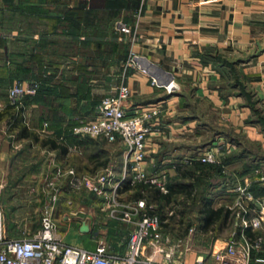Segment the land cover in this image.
<instances>
[{
    "label": "crops",
    "instance_id": "obj_1",
    "mask_svg": "<svg viewBox=\"0 0 264 264\" xmlns=\"http://www.w3.org/2000/svg\"><path fill=\"white\" fill-rule=\"evenodd\" d=\"M119 21L127 22L131 32L119 29ZM132 53L139 55L140 66L128 65ZM5 71L8 84L1 82ZM153 76L161 81L174 79L177 90L153 86ZM19 78L42 79L45 93L23 113L22 124L37 136L20 135L18 124L0 121L3 208L17 201L23 208L43 209L54 203L58 218L63 207L74 209L84 201L92 213L76 218L82 220L80 227L87 222L97 243L101 239L108 243L101 236L104 230L98 228L103 217L108 220L101 224L104 232L116 241L108 243L111 250L126 249L134 225L112 219L103 208V196L93 191L72 193L58 173L68 168L80 174L103 169H91L87 156L91 138L105 140L117 177L126 173L120 137L110 140L74 132L80 117L95 115L97 106L91 102L116 94L122 83L131 90L126 101L129 112L160 100L169 105L158 129L149 135L148 173L165 172L170 177L178 164L197 157L219 138L226 147L223 160L239 149L228 138L233 132L260 148L261 163L247 173L239 163L228 166L226 193L215 206L233 209L232 222H236L241 208L235 205L233 171L242 172L240 183L249 184L264 202V194L253 190L256 183L264 186V0H0V109L8 105V88ZM235 80L241 85L233 84ZM47 116L52 120L47 121ZM123 186L120 200L140 199L130 198ZM259 207L253 203L250 215ZM70 214L77 216L78 210ZM13 218L23 223L30 217ZM232 222L218 234L199 229L197 221L185 236L166 233L177 244V255L209 256L232 236L236 229ZM196 230L197 238L211 239L202 242L204 247L190 246Z\"/></svg>",
    "mask_w": 264,
    "mask_h": 264
},
{
    "label": "built area",
    "instance_id": "obj_2",
    "mask_svg": "<svg viewBox=\"0 0 264 264\" xmlns=\"http://www.w3.org/2000/svg\"><path fill=\"white\" fill-rule=\"evenodd\" d=\"M117 27L125 32L132 30L125 21H119ZM139 62V55L132 53L128 65L140 66ZM143 71L147 72L144 68ZM40 84L38 79H16L8 88L9 102L22 105L27 96L37 94ZM151 84L165 88L168 92H174L178 88L174 79L161 81L154 76ZM130 95V87L122 83L116 94L101 97L94 116L80 117L74 128V132L80 135L105 136L110 140L120 137L125 144L126 173L118 178L113 164L93 174H80L74 168L58 172L72 193L93 191L103 196V208L108 210L112 219L134 225L128 234L126 249L112 251L103 239L98 241L95 249L67 243L57 231L58 218L54 203L43 208L41 227L36 233L9 237L0 203V264H190L181 255L175 258L177 244L163 231L161 216L149 212L148 208H153V205H148L144 198L128 202L119 199V188L126 179L132 184L152 183L162 191H168V174L148 173L146 161L149 135L158 129L156 126L159 118L169 109V105L160 100L129 112L126 101ZM220 140L219 138L212 146L203 149L197 157L186 158L185 163H190L193 159L221 163V154L226 147ZM234 190L237 193L235 205L241 208L237 213L235 231L224 246L209 256L197 257L193 264H264V255L253 256L254 249L260 250L263 237L251 242L243 231L240 235L238 232L239 227L242 230H255L264 226V202L255 196L249 184L237 182ZM257 202L260 207L254 215H250L252 204Z\"/></svg>",
    "mask_w": 264,
    "mask_h": 264
},
{
    "label": "trees",
    "instance_id": "obj_3",
    "mask_svg": "<svg viewBox=\"0 0 264 264\" xmlns=\"http://www.w3.org/2000/svg\"><path fill=\"white\" fill-rule=\"evenodd\" d=\"M2 75V84H8L5 76L6 71ZM19 79L24 80V78ZM42 79L44 80L43 77ZM42 79H38L41 84L37 94L27 96L22 105L18 106L9 102L4 109H0V121L8 119L10 123L18 124L20 135H38L37 132L30 131L22 123H24L23 113L29 103L39 101L45 93L42 89ZM233 84L241 85V82L235 80ZM100 99L91 103L97 106ZM46 120L50 121L52 118L50 119L47 116ZM77 123H79V120ZM228 138L236 142L239 149L229 153L221 163H208L193 159L190 163L178 164L176 174L168 179L167 192H163L157 185L148 182L130 184L129 181H124L122 183L124 185L123 189L130 192V198H144L149 205H153V208H148V210L161 216L165 233L171 232L178 237L185 236L194 222L197 221L199 229L205 231L216 230L218 234L231 224L234 215L233 209L225 204L215 206V202L220 200L222 195L226 193V184L230 176L227 167L239 163L242 172L247 173L261 163L260 154H258L260 148L246 144L243 137L233 132H230ZM104 144V139L93 138L89 139L87 143L89 147L87 156L93 163L92 171L105 168L112 161L110 151L105 149ZM85 166L89 168L88 164ZM242 172H232L236 183L240 182L243 177ZM253 190L257 195L264 194V186L260 183H256ZM170 211H173V213L170 214ZM195 213H198V217H195ZM242 231L251 242H255L260 236L264 238V229L245 228L242 230L239 227V235ZM256 255H264V243L259 251L253 250V256Z\"/></svg>",
    "mask_w": 264,
    "mask_h": 264
},
{
    "label": "rangeland",
    "instance_id": "obj_4",
    "mask_svg": "<svg viewBox=\"0 0 264 264\" xmlns=\"http://www.w3.org/2000/svg\"><path fill=\"white\" fill-rule=\"evenodd\" d=\"M213 145V144H212ZM117 146L118 145H114ZM207 147H210L211 145H206ZM114 148V147H113ZM115 150V149H114ZM116 151V150H115ZM15 203V204H14ZM21 202H13V207L7 206L3 208L4 210V215H5V227L7 231V235L9 237H21V236H27V235H33L36 233L40 227H41V217L43 213V209L41 207H29V208H23V207H18V205ZM17 205V206H15ZM70 210H78V215H72L70 214ZM91 212L92 213V208L87 207L84 201H79L76 204V207L73 208H68V207H63L61 211L59 212L60 215L58 217V224H57V231L58 233H61L64 240L67 243L73 244V245H78L85 247L87 249H95L97 246V238L91 233V232H82L80 230V223L82 222L81 219L77 220L76 218L82 217V219H85V213ZM16 215H28L30 218L27 222H16L14 220L13 216ZM65 215H71L69 218L65 219ZM80 216V217H79ZM98 219V218H97ZM100 224L98 225V228L103 229L105 231L106 228L102 227L101 224L107 223L108 220L105 218H99ZM233 223V222H232ZM231 225V224H230ZM232 225L236 227V222H234ZM259 229H264L263 227H260ZM101 232V236L103 235L104 239L107 240L108 238V243L110 242H116L114 239V236L109 237V232ZM231 231V227L223 232V237L228 236ZM195 233V239L190 241V246L193 247H204V244L202 242L207 243L211 239L209 237L204 236L208 241H206L204 238L199 237L197 233V230L194 231ZM213 232H216V230H213ZM198 235V236H197ZM211 235V234H210ZM100 236V235H99ZM263 237V236H261ZM107 242V241H106ZM193 242V243H192ZM264 243V238L261 243L260 249ZM206 246V245H205ZM222 246V245H221ZM179 255H176L175 258L177 259ZM182 258H186L190 264H193L195 259L197 258L196 256H191L189 254L187 255H181Z\"/></svg>",
    "mask_w": 264,
    "mask_h": 264
},
{
    "label": "water",
    "instance_id": "obj_5",
    "mask_svg": "<svg viewBox=\"0 0 264 264\" xmlns=\"http://www.w3.org/2000/svg\"><path fill=\"white\" fill-rule=\"evenodd\" d=\"M80 230H81L82 232H88V231L90 230V226H89V224H88L87 222H84V223L81 225Z\"/></svg>",
    "mask_w": 264,
    "mask_h": 264
}]
</instances>
